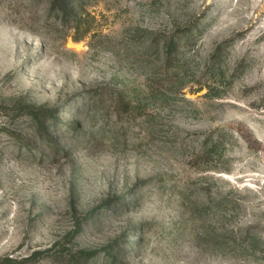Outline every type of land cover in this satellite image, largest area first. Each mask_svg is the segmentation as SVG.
Listing matches in <instances>:
<instances>
[{
	"label": "rangeland",
	"instance_id": "1",
	"mask_svg": "<svg viewBox=\"0 0 264 264\" xmlns=\"http://www.w3.org/2000/svg\"><path fill=\"white\" fill-rule=\"evenodd\" d=\"M0 264H264V0H0Z\"/></svg>",
	"mask_w": 264,
	"mask_h": 264
},
{
	"label": "trees",
	"instance_id": "2",
	"mask_svg": "<svg viewBox=\"0 0 264 264\" xmlns=\"http://www.w3.org/2000/svg\"><path fill=\"white\" fill-rule=\"evenodd\" d=\"M56 1H60L62 3V5H66L68 3V1H70V0H55V2ZM101 95H102L101 92H97V93H95L94 97H95V99L100 101L101 100Z\"/></svg>",
	"mask_w": 264,
	"mask_h": 264
}]
</instances>
